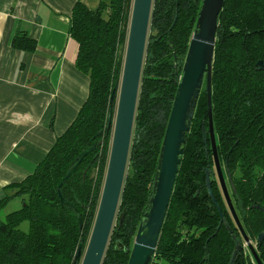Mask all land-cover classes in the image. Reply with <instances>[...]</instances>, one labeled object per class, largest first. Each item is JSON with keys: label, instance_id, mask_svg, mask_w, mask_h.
<instances>
[{"label": "trees", "instance_id": "16d2710c", "mask_svg": "<svg viewBox=\"0 0 264 264\" xmlns=\"http://www.w3.org/2000/svg\"><path fill=\"white\" fill-rule=\"evenodd\" d=\"M131 1L101 0L95 11L81 0L74 6L70 34L79 46L76 66L90 80L89 96L35 172L3 188L0 264H75L82 239L86 243L92 232L109 162L108 113L122 76ZM203 1L153 2L128 170L102 264H128L138 227L149 212L178 76ZM12 46L32 53L37 42L20 32ZM212 110L219 160L228 180L231 176L233 207L264 264V241L258 243L264 231V0L224 1L212 69ZM93 146L96 149L62 186L61 194L72 209L62 204L58 189L79 155ZM207 169L217 203L208 192ZM16 199L22 207L3 217V210ZM234 237L243 249L233 264H258L218 179L205 82L153 264H231Z\"/></svg>", "mask_w": 264, "mask_h": 264}, {"label": "water", "instance_id": "95a60500", "mask_svg": "<svg viewBox=\"0 0 264 264\" xmlns=\"http://www.w3.org/2000/svg\"><path fill=\"white\" fill-rule=\"evenodd\" d=\"M224 1L225 0L203 1L196 24V30L191 38L183 71L181 75L178 76L179 85L161 147L153 195L150 200V209L138 227L128 264H153L154 262L161 231L184 156L188 134L190 133L198 100L205 82L211 150L214 156L218 178L227 203L242 232L250 253L258 264H262L257 254L256 247L246 235L233 207L230 191L218 156L213 126L212 69L218 19L223 9ZM153 2L154 0H132L131 3L128 4L131 15L129 23L124 26L128 33L121 82L111 95L108 113L107 133L109 134L111 132L113 121L114 128L106 177L85 254L82 258L85 245V240L82 239L75 254V264H77L81 258V264L103 263L111 233L118 217L121 194L129 164L130 148L149 37ZM259 65L262 66V63H259ZM118 90V104L115 112L114 104L117 99ZM205 133L206 131L204 129V134ZM95 149L96 146H93L83 151L78 157L77 165L69 171L61 183L58 192L63 205L75 209L72 204L63 198L61 189L63 184L75 172L78 165ZM229 179V181H231V176H229ZM206 183L210 197L214 203H217L212 191L210 172L208 169L206 170ZM256 208L260 209L259 207ZM219 211L222 222L228 227L221 209ZM123 215L124 214H122L121 218H123ZM77 217L80 227L82 228L80 214H77ZM234 239L236 240V247L231 264L234 263L237 254L243 249L241 242L238 241L236 237H234ZM263 241L264 231L258 236V243L262 244Z\"/></svg>", "mask_w": 264, "mask_h": 264}, {"label": "crops", "instance_id": "0c3cea01", "mask_svg": "<svg viewBox=\"0 0 264 264\" xmlns=\"http://www.w3.org/2000/svg\"><path fill=\"white\" fill-rule=\"evenodd\" d=\"M97 10L101 0H81ZM77 0H0V198L32 175L76 119L90 91L71 37ZM37 42L15 49L17 33Z\"/></svg>", "mask_w": 264, "mask_h": 264}, {"label": "rangeland", "instance_id": "374dc122", "mask_svg": "<svg viewBox=\"0 0 264 264\" xmlns=\"http://www.w3.org/2000/svg\"><path fill=\"white\" fill-rule=\"evenodd\" d=\"M130 15H131V12H130ZM121 52L124 54V58H125L126 45H125V50H122ZM123 61H124V59H123ZM120 82H121V79H120ZM119 85H120V83H119ZM119 85H118V86H119ZM118 95H119V90L117 91V99H116V102H115V104H114L115 112H116V110H117ZM114 120H115V119H114ZM113 128H114V121H113V127H112V130H111V132H110V133H111L110 151H111V145H112V132H113ZM109 156H110V155H109ZM223 172H224V170H223ZM225 174H226V173L224 172V177H225V179H227V175H225ZM227 180H228V179H227ZM227 180H226V182H228ZM101 195H102V194H101ZM21 207H22V203H21V201H20L19 199H16V200H14V201H11V202L6 206V208L3 210V212H2L3 217H5L6 214H9V213H11V212H14V211L20 209ZM24 229H27V224L25 225ZM90 236H91V233H90V235H89V237H88L86 243H84V244H85V247H84V249H83V255H82V258H83L84 254H85V250H86V247H87L88 241H89V239H90ZM82 258L80 259V261H79L77 264H81V262H82Z\"/></svg>", "mask_w": 264, "mask_h": 264}, {"label": "flooded vegetation", "instance_id": "af4514ba", "mask_svg": "<svg viewBox=\"0 0 264 264\" xmlns=\"http://www.w3.org/2000/svg\"><path fill=\"white\" fill-rule=\"evenodd\" d=\"M222 168H223V167H222ZM223 170H224V172H226L224 168H223ZM225 175H227V174H225ZM218 179H219V178H218ZM227 179H228V178H227ZM227 179H226V180H227ZM227 181H228V182H227V186L229 187V180H227Z\"/></svg>", "mask_w": 264, "mask_h": 264}]
</instances>
